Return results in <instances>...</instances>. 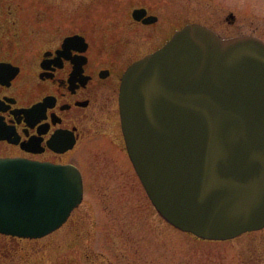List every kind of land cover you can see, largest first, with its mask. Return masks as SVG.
<instances>
[{
	"label": "water",
	"instance_id": "obj_1",
	"mask_svg": "<svg viewBox=\"0 0 264 264\" xmlns=\"http://www.w3.org/2000/svg\"><path fill=\"white\" fill-rule=\"evenodd\" d=\"M119 107L129 158L164 219L208 240L264 227L262 40L188 23L127 68ZM80 199L74 167L0 159V232L47 234Z\"/></svg>",
	"mask_w": 264,
	"mask_h": 264
},
{
	"label": "flooded vegetation",
	"instance_id": "obj_2",
	"mask_svg": "<svg viewBox=\"0 0 264 264\" xmlns=\"http://www.w3.org/2000/svg\"><path fill=\"white\" fill-rule=\"evenodd\" d=\"M136 7L145 9L139 19L131 13L127 17L122 8L121 14L96 21L90 16H54L39 8L36 30H29L30 24L18 20L19 7L0 0V158L72 164L79 169L81 202L55 231L64 227L65 234L73 231L72 237L86 233L93 245L112 241L119 247L117 260L106 250L104 254L93 249L88 264H121V255L127 263L139 264L142 253L149 254L144 264L157 262L156 228L138 227L121 218L131 217L139 202L152 215L153 205L127 154L119 99L128 66L161 47L175 30L171 15L163 24L149 6ZM82 205L91 216L88 224ZM164 224L187 234L165 220ZM108 230L121 231V237L126 232L128 243L121 245L117 234ZM47 235L0 233V264H30L38 253L35 245Z\"/></svg>",
	"mask_w": 264,
	"mask_h": 264
},
{
	"label": "rangeland",
	"instance_id": "obj_3",
	"mask_svg": "<svg viewBox=\"0 0 264 264\" xmlns=\"http://www.w3.org/2000/svg\"><path fill=\"white\" fill-rule=\"evenodd\" d=\"M3 1V0H2ZM13 1L19 9L18 20L30 24L29 30H36L38 9L44 8L47 12L64 15L90 16L96 21L100 16H117L121 9L130 16L133 7L147 5L152 11L161 16L165 24L166 15L172 16L174 30L188 22H199L222 37L240 35H261L264 37V0H8ZM250 3V4H248ZM47 13V14H49ZM145 203V202H144ZM139 208L133 209L131 217L123 216V222L135 223L142 228L154 226L157 232L156 264H239L243 260L257 258L264 264V228L243 233L235 238L222 241L202 240L191 234H182L172 230L164 224V220L152 212L145 211L143 202ZM84 210V207L80 208ZM154 211V210H153ZM89 219H87V217ZM83 221L88 224L91 216L87 213ZM107 222H109L107 220ZM64 228V227H63ZM53 231L45 238L39 239L36 256L31 257L30 264H88L89 254L94 250H102L104 254H114L115 260L119 257V247L113 246L112 241L107 245L102 242L93 245L90 239L83 235L72 237L73 231L65 234L64 229ZM87 228V226H86ZM84 230L81 232H85ZM108 232H110L108 230ZM117 234L116 239L121 245L130 239L126 232L112 231ZM72 234V235H71ZM74 236V235H73ZM121 238V240H120ZM110 240V239H109ZM42 244V245H40ZM117 244V241L115 242ZM106 250V251H105ZM142 253L144 264L145 256ZM121 255V264H130Z\"/></svg>",
	"mask_w": 264,
	"mask_h": 264
},
{
	"label": "trees",
	"instance_id": "obj_4",
	"mask_svg": "<svg viewBox=\"0 0 264 264\" xmlns=\"http://www.w3.org/2000/svg\"><path fill=\"white\" fill-rule=\"evenodd\" d=\"M239 264H260V262L255 258L253 260H243L242 263Z\"/></svg>",
	"mask_w": 264,
	"mask_h": 264
},
{
	"label": "bare ground",
	"instance_id": "obj_5",
	"mask_svg": "<svg viewBox=\"0 0 264 264\" xmlns=\"http://www.w3.org/2000/svg\"><path fill=\"white\" fill-rule=\"evenodd\" d=\"M190 71H191V70H190ZM141 82H142V80H141ZM143 89H144V88L141 87V88L138 90V92L142 91ZM144 112H145L144 110H142L141 113L139 112V115H140V116L142 117V119H143V124H142V125H144V123H145V122H144L145 120H144V118H143V116H142V115H144V114H143ZM146 124H147V123H146Z\"/></svg>",
	"mask_w": 264,
	"mask_h": 264
}]
</instances>
